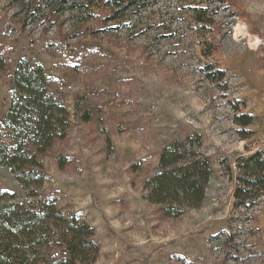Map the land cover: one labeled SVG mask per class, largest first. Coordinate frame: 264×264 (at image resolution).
<instances>
[{
  "label": "rangeland",
  "instance_id": "374dc122",
  "mask_svg": "<svg viewBox=\"0 0 264 264\" xmlns=\"http://www.w3.org/2000/svg\"><path fill=\"white\" fill-rule=\"evenodd\" d=\"M136 3L120 11L91 0L44 20L26 17L37 1L0 0V142L9 143L2 121L14 72L24 60L40 65L70 119L67 139L43 159L45 189L94 230L89 264H264V204L235 210L227 176L264 151V0ZM208 64L225 73L222 83L205 78ZM236 104L252 117L247 139ZM190 136L211 168L203 202L161 217L145 181L164 148ZM59 157L69 159L62 170ZM0 192L24 197L5 166Z\"/></svg>",
  "mask_w": 264,
  "mask_h": 264
},
{
  "label": "trees",
  "instance_id": "16d2710c",
  "mask_svg": "<svg viewBox=\"0 0 264 264\" xmlns=\"http://www.w3.org/2000/svg\"><path fill=\"white\" fill-rule=\"evenodd\" d=\"M22 1H37L26 17L52 20L56 14L77 10L91 0ZM112 2L120 11L137 4L136 0ZM203 72L208 81L218 84L225 78L212 64ZM14 82L2 121L9 143L0 142V166L8 168L24 197L20 200L14 193L0 192V264H89L99 251L94 230L76 214L58 209L54 191L45 189L50 177L44 171L43 159L54 143L67 139L69 112L48 91L50 79L42 66L31 67L22 61L14 72ZM233 112L241 139L249 138L252 117L240 113L238 104ZM88 119L84 114V122ZM200 146L199 136L171 143L161 152L156 173L145 181L144 198L158 207L161 217L177 219L187 210L201 207L211 168L197 153ZM68 160L56 159L58 168H65ZM236 170L227 167L228 179L236 180L234 209L248 212L264 204V151L238 159Z\"/></svg>",
  "mask_w": 264,
  "mask_h": 264
}]
</instances>
